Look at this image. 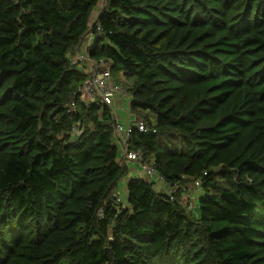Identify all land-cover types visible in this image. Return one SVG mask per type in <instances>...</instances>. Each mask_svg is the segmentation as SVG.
I'll return each mask as SVG.
<instances>
[{
	"label": "trees",
	"instance_id": "trees-1",
	"mask_svg": "<svg viewBox=\"0 0 264 264\" xmlns=\"http://www.w3.org/2000/svg\"><path fill=\"white\" fill-rule=\"evenodd\" d=\"M99 2L0 0V264H264V0H104L91 21ZM88 35L173 194L137 177L115 202L129 162L72 63Z\"/></svg>",
	"mask_w": 264,
	"mask_h": 264
},
{
	"label": "built area",
	"instance_id": "built-area-1",
	"mask_svg": "<svg viewBox=\"0 0 264 264\" xmlns=\"http://www.w3.org/2000/svg\"><path fill=\"white\" fill-rule=\"evenodd\" d=\"M94 19L95 18H93L91 21ZM91 39L92 35H88L87 38L82 41V46L79 47L78 55H76L74 61L72 62L73 64L80 62L82 63L83 67H85L86 80L78 89V92L82 95V100L84 96H87L89 100H83L85 103L88 105L94 103L100 108L108 107L114 115L115 124L113 129V137L119 153L118 161L124 159L129 163L137 164L141 174L140 177L153 182L155 186L163 193L168 195L173 194L175 191L161 176L156 173L153 164H142L141 152L131 151L128 149V140L132 127L141 133H148L150 129L145 122L138 120L135 117L128 125L120 123L115 118L116 114L118 113L117 111H121L122 102H125V104L127 103L126 108H129L130 96L112 79L110 70L111 63L109 61L90 60L86 56L85 51L87 48H89ZM127 113L129 114V112ZM150 132L154 133V131ZM198 186V182L191 184V187H193V189L196 191L198 190ZM174 187L178 188L179 186ZM114 199L116 203H120L122 196L118 193L115 195Z\"/></svg>",
	"mask_w": 264,
	"mask_h": 264
},
{
	"label": "crops",
	"instance_id": "crops-1",
	"mask_svg": "<svg viewBox=\"0 0 264 264\" xmlns=\"http://www.w3.org/2000/svg\"><path fill=\"white\" fill-rule=\"evenodd\" d=\"M127 104V103H126ZM126 104L125 102H122L121 104V111H117L118 113L116 114L115 118L122 124L124 125H128L130 123V121H132L133 118H131L129 116L130 112L128 111V109L126 108ZM126 110L124 111L123 110ZM129 112V114L127 113ZM127 114V115H126ZM128 165V168H129V171H128V175L122 179L119 183V187H118V193L123 197L125 198V194H126V191H125V187H126V182L132 178H137V177H140L141 174H140V170H139V167L137 164H134V163H127ZM184 187V186H183Z\"/></svg>",
	"mask_w": 264,
	"mask_h": 264
},
{
	"label": "rangeland",
	"instance_id": "rangeland-1",
	"mask_svg": "<svg viewBox=\"0 0 264 264\" xmlns=\"http://www.w3.org/2000/svg\"><path fill=\"white\" fill-rule=\"evenodd\" d=\"M103 6H104V0H101V2H99L98 6L94 9V11H93V13H92V15H91V19H90V20H92L93 18H96V17H97V14L99 13V10H100ZM111 77H112V79H113L114 81H117V80L121 79V74H120V72H119L118 70H116V69H112V70H111ZM118 85H119V84H118ZM123 89H124V88H123ZM83 100H84V101H88L89 98H88L87 96H85V97L83 98ZM126 115H127V114H126ZM129 116H130L131 118H134V117H135L134 114H129ZM131 126H133V125H131ZM187 187H189V189H190L191 192L194 191L193 187H191L190 184H189ZM196 194H197V191H196V193H195V196H196ZM195 196H194L193 199H195Z\"/></svg>",
	"mask_w": 264,
	"mask_h": 264
},
{
	"label": "water",
	"instance_id": "water-1",
	"mask_svg": "<svg viewBox=\"0 0 264 264\" xmlns=\"http://www.w3.org/2000/svg\"><path fill=\"white\" fill-rule=\"evenodd\" d=\"M100 13V12H99Z\"/></svg>",
	"mask_w": 264,
	"mask_h": 264
}]
</instances>
